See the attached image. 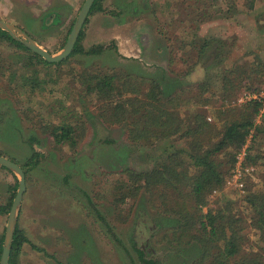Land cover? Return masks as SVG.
I'll list each match as a JSON object with an SVG mask.
<instances>
[{
  "label": "rangeland",
  "instance_id": "rangeland-1",
  "mask_svg": "<svg viewBox=\"0 0 264 264\" xmlns=\"http://www.w3.org/2000/svg\"><path fill=\"white\" fill-rule=\"evenodd\" d=\"M84 1L0 0V19L56 55ZM99 3L102 11L88 13L83 23L80 44L86 50L101 45L100 54L71 53L64 63L47 66L0 37V154L22 167L26 184L16 227L29 243L22 246L15 264H147L146 260L193 264L200 245L186 244L166 227L157 230L147 220L155 215L151 205L133 197L120 202L124 190H116L126 182L121 174L125 169L142 172L159 163L166 142L149 147L131 144L126 129L109 125L108 116L101 115L102 104L86 90V77L124 71L154 81L162 98L171 99L183 90L185 96L190 92L195 96V87L205 82L217 95L221 75L233 62H264V0H255L252 7L249 0ZM193 35L210 40L199 56L183 48ZM182 60L198 65L185 76ZM197 68L201 71L194 74ZM171 70L181 74L175 76ZM256 79L252 89L264 99V77L257 74ZM144 86L148 90L149 85ZM241 95L236 105L256 96L250 90ZM189 101L178 107L181 113L192 112L193 99ZM208 120L212 121L211 115ZM63 124L72 127V134L56 143L51 128ZM172 144L173 149L187 150L183 141ZM31 146L39 154L38 165L26 171ZM231 170L222 191L208 197V206L212 209L231 200L232 213L248 223L250 210L242 199L250 189L260 190L264 182V133L252 132L236 153ZM18 179L0 167V205L16 194L17 189H11ZM142 199L155 198L147 193ZM172 208L165 203L161 210ZM138 209L144 212L138 214ZM0 216L1 235L8 214ZM245 233L255 240L251 227ZM137 250L144 252L145 260Z\"/></svg>",
  "mask_w": 264,
  "mask_h": 264
},
{
  "label": "trees",
  "instance_id": "trees-1",
  "mask_svg": "<svg viewBox=\"0 0 264 264\" xmlns=\"http://www.w3.org/2000/svg\"><path fill=\"white\" fill-rule=\"evenodd\" d=\"M99 1L93 2L90 14L102 11ZM249 1L252 7L255 0ZM0 37L30 53L43 64L51 65L2 30ZM81 39L82 32L70 56L102 52L101 45L86 50L80 44ZM209 42L196 39L193 35L189 43H184L187 47L183 45V48L195 51V55L199 56ZM219 43L223 44V41ZM181 65L185 67L181 72L186 76L195 69L198 62L182 60ZM171 72L175 73L174 70ZM181 72H176L175 76L179 77ZM120 73L108 72L86 77V90L95 94L97 101L102 104L101 115L108 116L109 125L126 129L127 140L133 145L149 147L165 141L167 147L162 160L152 169L137 172L127 168L121 172L126 182L116 188L124 190L120 202L130 197L141 199V202L151 205L155 211V215L150 214L147 218L152 221L154 228L160 230L166 227L173 235L185 239L186 244L195 242L200 245L199 257L193 264H264V182L260 190L250 189L242 199L250 210L248 223L244 217L232 213L231 200L218 203L212 209L208 206V197L213 192L222 191L226 177L232 174L236 153L247 143L252 132L264 133V99L255 92L256 89H252L257 74L264 77V62L258 59L233 62L221 75L217 95L203 82L195 87V96L192 92L190 96H185L183 90L184 94L181 92L179 95L182 98L178 96L172 99L162 98L161 90L154 81L135 78L124 71ZM145 84L149 85L148 90H145ZM245 90L256 94L255 98L243 99L242 103L236 105ZM191 98L192 112L186 110L181 113L178 107L189 104ZM209 108L211 110L208 111ZM210 115L212 121L208 120ZM72 131V127L67 124L51 128L56 143L70 139ZM180 141H183L186 152L182 148L173 149L172 143ZM38 155L31 146V157L25 164L26 171L38 165L35 158ZM226 164L230 166L226 167ZM17 187L11 190L14 192ZM147 193L155 199H142ZM14 196V193L10 194L7 203L0 205V215L8 214ZM158 200L160 204L156 205ZM188 200H193V203H188ZM165 203L173 208L161 210ZM204 208L206 211H203ZM142 212L143 209L137 211L138 214ZM247 227L256 231L254 241L246 235ZM3 236L0 235V255ZM26 243H29L28 239L16 227L9 264H15V258ZM137 253L141 260H145L142 250H137ZM146 263L155 264L152 260H146Z\"/></svg>",
  "mask_w": 264,
  "mask_h": 264
},
{
  "label": "water",
  "instance_id": "water-1",
  "mask_svg": "<svg viewBox=\"0 0 264 264\" xmlns=\"http://www.w3.org/2000/svg\"><path fill=\"white\" fill-rule=\"evenodd\" d=\"M94 0H85L81 6L76 20L71 28V31L67 37L65 45L62 50L52 55L43 49L37 42L29 37L22 29L15 26L14 24L3 21L0 19V30L7 33L12 39L22 44L32 53L43 59L47 63L55 64L65 60L72 53L74 46L77 42L83 23L91 9ZM0 167H3L10 172L14 173L18 179V188L16 194L12 200L10 209L8 211L6 226L3 236L2 251L0 255V264H8L10 257V250L13 240V235L17 223L18 213L20 210L21 202L23 199L24 192L26 190L25 174L20 166L4 156L0 155Z\"/></svg>",
  "mask_w": 264,
  "mask_h": 264
},
{
  "label": "crops",
  "instance_id": "crops-1",
  "mask_svg": "<svg viewBox=\"0 0 264 264\" xmlns=\"http://www.w3.org/2000/svg\"><path fill=\"white\" fill-rule=\"evenodd\" d=\"M197 70H200V69L197 68L196 71L194 72V74L198 72ZM200 71H201V70H200ZM2 222H3V218L0 216V233H1V228H2V227H1V226H2Z\"/></svg>",
  "mask_w": 264,
  "mask_h": 264
},
{
  "label": "built area",
  "instance_id": "built-area-1",
  "mask_svg": "<svg viewBox=\"0 0 264 264\" xmlns=\"http://www.w3.org/2000/svg\"><path fill=\"white\" fill-rule=\"evenodd\" d=\"M247 172H248V169L246 170ZM234 184H236V183H234ZM239 186V187H238ZM237 187L238 188H242L243 187V184H240V185H238Z\"/></svg>",
  "mask_w": 264,
  "mask_h": 264
}]
</instances>
